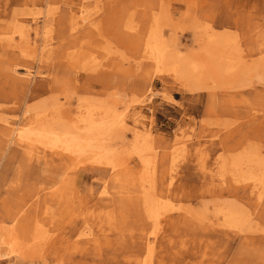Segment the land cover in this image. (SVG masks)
I'll return each instance as SVG.
<instances>
[{
    "label": "rangeland",
    "instance_id": "1",
    "mask_svg": "<svg viewBox=\"0 0 264 264\" xmlns=\"http://www.w3.org/2000/svg\"><path fill=\"white\" fill-rule=\"evenodd\" d=\"M82 16L89 17L87 23ZM21 17L29 21L25 50L0 41V128L7 125L4 119L26 124L23 110L28 107L43 123L42 119L62 115L75 117L87 101L106 99L117 110L128 105L126 125L117 129L114 142L130 154L114 170L85 161L76 165V159H59L43 145L18 144L14 138L9 142L10 136L0 130V232L11 230L19 241L18 246L0 243V264H264V188L260 199L248 186L239 190L237 204L252 217L246 233L217 227L221 231L201 234V239L209 240L201 253L178 246L179 233L186 228L174 231L162 221L156 227L143 200L125 193L152 190L150 197L156 199L171 190L172 197L165 199L181 204L182 210L188 208L190 216L214 219L208 211L223 197L216 199L210 190H217L221 158L230 155L219 142L230 141L240 130L251 143L264 142V123L255 132L264 121V65L257 64L264 56V0H0V38L14 31ZM93 20L102 25L88 27ZM44 22L49 24L46 48H51L50 53L39 52L45 44L40 32ZM76 22L79 32L94 34H88L93 44L84 46L101 49L95 62L76 55L80 47L76 40L68 42L70 34L76 33L72 29ZM208 24L236 38L227 43L234 49L228 56L233 66L218 77L202 75L203 89L187 90L172 73L148 78L137 74L146 60L145 44L131 43L137 33L141 40L158 27L172 49L199 59L205 54L208 32L204 25ZM14 37L18 42L16 33ZM80 42L86 43L85 38ZM4 67L15 70L17 76L30 71L31 81L5 77ZM135 112L140 129L134 134ZM31 121L26 126L37 125ZM141 126L150 132L149 137L140 131ZM136 145L143 147L140 155L132 153ZM100 190H108L110 199L99 200ZM233 198L224 197L229 201L225 204L233 205ZM21 208L38 220L37 229L23 227L20 219L11 221ZM97 212L103 217V234L95 242L88 241L91 236L81 232L93 227ZM190 224L196 225V233L204 228L199 221ZM40 230L47 237L37 245L32 239ZM243 234L252 235L253 241L243 240ZM154 236L148 259L143 241Z\"/></svg>",
    "mask_w": 264,
    "mask_h": 264
},
{
    "label": "bare ground",
    "instance_id": "2",
    "mask_svg": "<svg viewBox=\"0 0 264 264\" xmlns=\"http://www.w3.org/2000/svg\"><path fill=\"white\" fill-rule=\"evenodd\" d=\"M188 6V3H185ZM82 10V9H81ZM79 9V12H81ZM89 17L82 16L81 21L86 22L88 21ZM45 23V22H44ZM42 24V30L40 31L45 39V44L43 46H39L41 49L39 52H47L50 53L51 48H46L49 45V27L48 23ZM94 23L95 27L98 28L99 24L102 25V22H91L90 25ZM29 24V21L26 18H19V22L15 23V29L11 33L7 34V37L0 38V41L3 40L5 45L18 48L20 52L25 50V45L29 43V28H25L26 25ZM74 24V23H73ZM78 23L73 26L72 29L76 31L75 34H70V39L68 42L77 41L79 44V48L76 49V55L84 56L83 59L87 61L92 60L96 61L98 58V54L101 53V49L95 47L94 45L87 47L84 44L89 45L93 44V38H88V34L92 33L90 30L88 31H80L78 28ZM208 26V29H207ZM204 28L207 30L205 42H204V52L205 54L197 59L191 56H186L184 54L179 53L177 50L171 48L168 43L164 40V38L159 34V28H155L149 33H144L143 39L140 40V34H136L134 40H131L132 44H137L141 41L142 44H145V55L144 58L146 59L141 67L136 70L137 74L140 77H152L153 75H160L162 73H172L182 82H184V86L187 90L195 91L201 90L204 87V83L202 82V75H209L210 77L220 75V72L227 71V68L233 66V60L230 61L228 56H231V52H234V49L227 46L228 41L235 39L236 36L232 34L230 31L227 30H216L210 24L204 25ZM83 29V28H82ZM36 34L40 33L37 32L35 28L34 31ZM17 34L16 42L14 34ZM85 38L86 43L81 45V40ZM19 42L24 43L20 45ZM67 42V43H68ZM137 42V43H136ZM69 44V43H68ZM34 46V50L37 48ZM77 46V45H75ZM230 52H228V49ZM226 49V52H225ZM33 50V51H34ZM238 55L234 58L237 60ZM227 61L230 63H227ZM258 65H264V56L260 58V61L257 62ZM2 65V64H1ZM95 66V64L93 65ZM3 74L5 77L18 82H28L31 81L32 73L30 71H26L21 76H17V72L15 70H9V68L4 67ZM149 68L150 70H147ZM118 68H114L115 71ZM0 70L3 71L2 66H0ZM127 72V71H125ZM127 104L123 105L122 110H117L116 106L108 102L106 99L102 100L101 102H91L87 101V104L84 105L83 110L82 106H79V113L77 116L72 118H64V115L58 118L48 119L44 121L42 119L41 123L40 118L37 114H32L29 111L32 108L28 107L25 108L24 114L25 119H28V124L31 120H34L37 125L34 126H26V124H21L20 122H13L4 119L3 122L7 123L5 126H1L0 130L3 134L7 133L9 135L8 141L14 138L17 140L18 144L24 145H36L40 144L45 147H48L52 150V153L58 156L59 159L68 158L69 160L76 159V165L85 161L86 163H91L93 166L108 168L114 170L115 168L122 166L127 161V154L119 150L116 146V142L114 139L119 136L117 129L126 125L124 119V111L127 109ZM138 112L134 113L132 117V130L135 134L137 130H139V126L137 123L138 121ZM32 123V121H31ZM30 123V124H31ZM264 123V121H260L258 125L255 127V132L261 131L259 127ZM142 133L145 134L146 137H149L150 132L141 126ZM254 128V129H255ZM146 131V132H144ZM242 131V130H240ZM238 132L233 135L232 139L229 141H220L219 144L221 149L228 150L230 152L229 156H223L221 158L219 165L216 168L217 174V190L214 188L210 190V193L216 196V199H220L223 197L219 202L218 206L213 207L210 211L212 217L206 216H196L189 214L190 211L188 208L182 210L181 204L176 206L175 204L170 202L168 198L165 197L171 196V190H166L168 194L164 197H159L153 199L150 197L154 193L152 190H126L125 193H134L135 197L141 198L146 205V212L148 213V217H151L154 221L153 225L156 227L160 224V222H164L167 226L171 228V230L177 231L181 227L186 228L185 234H182V231L179 233L182 239H179L178 246L181 250L183 248H187L188 250L191 249L192 252L199 251L202 252L203 248H206V244L209 240H203L202 235L208 236L211 233H216L215 229L224 232L227 230L231 231H241L246 233L247 228L250 226V221L252 220L251 214L247 213L245 209L240 207L237 204L238 198L241 197L239 190H246L245 186H248V189L251 193L256 195V199L261 198V194L263 193L264 188V154L262 153L264 142L253 144L251 143L250 139H247V136L243 132ZM238 136V137H236ZM256 136V135H254ZM137 138V136H136ZM231 138V137H230ZM253 138V137H252ZM255 138V137H254ZM148 140V139H147ZM138 142V139L135 140ZM147 141L144 142V144ZM240 147V150L236 152V149ZM142 146L136 145L135 148L132 150L137 155H140L142 150ZM147 148H150L148 146ZM151 149V148H150ZM44 151V149H42ZM149 150V149H148ZM233 152V153H231ZM130 157V156H129ZM147 164V161L143 162V165ZM171 166L172 164L169 163ZM154 168H152L153 170ZM171 170V168H169ZM229 177H228V176ZM172 175H169V182L172 181ZM238 183H242L240 186ZM143 185V183H141ZM142 185H140L142 187ZM144 186V185H143ZM227 187V188H223ZM175 195L178 196V190L174 191ZM97 194H99V200L107 201L110 199L109 191L108 190H100ZM170 194V195H169ZM155 195V194H154ZM172 197V196H171ZM224 197H234L233 198V205L225 204L229 201L228 199H224ZM162 198V200H161ZM237 200V201H236ZM97 202H99L97 200ZM181 206V207H180ZM206 207V211H207ZM145 213V212H144ZM176 214V215H175ZM93 227H84L82 235L91 236L88 237V241H97L98 235L103 234L100 232L102 230L103 225L101 222L103 220L102 215L100 212L93 215ZM23 227H28L30 230L36 228L38 220L35 219L29 210H24L23 208L17 210L11 221H17ZM201 222L203 223L202 233L200 232V239H196L197 233L199 231L194 232L195 224H190L191 222ZM161 225V224H160ZM221 229H218V228ZM13 226L11 225L10 229ZM225 228L227 230H225ZM37 229V228H36ZM96 229V230H95ZM40 230L38 234L33 236L32 241L35 244L43 243L45 237H47L44 232ZM97 231V232H94ZM264 234V230L262 231ZM202 234V235H201ZM0 243L3 244H14L18 246L19 241L16 234L10 233L7 231L0 232ZM252 235L243 234V240L251 241L253 238ZM198 237V238H199ZM198 241V242H197ZM253 241V240H252ZM165 243L169 241H164ZM156 243L155 236L152 238H144L143 246L146 256L150 259L151 253L154 250V245ZM212 243V242H211ZM209 245V244H208ZM205 259L210 263L213 261L212 257H207L208 254H202ZM160 261L162 259H159ZM144 263V260L143 262Z\"/></svg>",
    "mask_w": 264,
    "mask_h": 264
}]
</instances>
